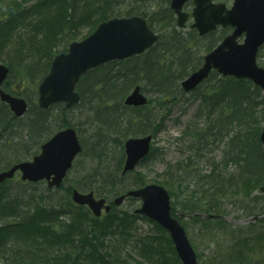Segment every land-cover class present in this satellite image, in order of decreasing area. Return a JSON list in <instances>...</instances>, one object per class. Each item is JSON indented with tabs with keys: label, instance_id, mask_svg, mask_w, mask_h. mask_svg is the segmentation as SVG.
Masks as SVG:
<instances>
[{
	"label": "trees",
	"instance_id": "obj_1",
	"mask_svg": "<svg viewBox=\"0 0 264 264\" xmlns=\"http://www.w3.org/2000/svg\"><path fill=\"white\" fill-rule=\"evenodd\" d=\"M147 1L154 2V9L151 7L152 10L141 12L133 6L122 13L125 16L141 14L145 17L150 27L159 33L158 41L143 54L111 61L89 70L78 84L81 100L72 108L58 103L44 110L36 102L37 87L48 73L54 56L43 68L38 63L32 64L31 59L21 60L26 63L18 66L11 61L6 63L10 73L4 88L25 97L29 109L25 116L16 117L0 99V171L17 161L31 159L40 152L46 140L67 126L77 128L83 146L60 187L50 188L43 181H22L19 176L0 184V208L9 209L11 213L7 217L13 219L5 217L8 222L4 221L0 225V236L6 239L25 237L23 242L35 244L31 249L24 245L21 248L37 256L38 262L21 264H77L78 260H88L92 264H131L111 260L101 250V246H104V237L110 235L108 233L119 231L120 234H126L132 223L143 215L136 213L135 209L131 213L113 205L110 213L94 216L88 207L72 200V190L95 191L98 196H105L113 202L128 190L149 183L143 171L136 169L123 174L126 139L148 134L157 139L159 133L165 130V119L183 100L185 91L181 88L182 80L198 69L204 55L231 32V28L226 27L201 36L190 26L179 28L170 0ZM122 3V0H88L89 12L76 19L73 12H69L74 7L72 1L34 0L18 6L19 0H0V31L15 23L31 26L29 31L37 33L36 23L42 27L49 26L47 21L39 23L40 19L61 13L62 18L55 20L59 27L57 42L66 37L71 42L78 39L74 28L88 24V33L82 36L85 38L101 21L112 16L109 11L116 10ZM128 11L134 12L128 14ZM263 50L264 45L258 56ZM0 59L3 61L2 57ZM24 83L25 87L19 89ZM138 85L148 96V103L137 107L126 105L125 98ZM190 94H195L196 99L200 100L197 117L205 116V122L199 126L196 121H191L179 135L180 140L189 138L185 151L181 150L186 160L180 158L174 167L168 166V176L164 182L152 180L173 189L174 216L179 209L183 215L191 216L192 221L214 222L220 216L226 197L240 192L245 198L250 197V202H255L259 195L252 196L253 191L260 192L264 187V146L261 142L264 93L249 79L223 77L212 72ZM75 111L78 112L77 118L73 115ZM74 118L77 120L73 121ZM155 140L149 155L138 168H148L164 155L163 149L155 147ZM222 143L226 144L227 149L221 163L217 162L210 170H201L199 163L206 154L204 152ZM13 154L14 158L10 157ZM188 175L190 178H187ZM185 179L186 184H183ZM42 185H45L46 195L40 196L36 203L49 206L37 211L34 214L36 222L27 227L25 219L29 213L19 209V191L23 188L36 189ZM60 196L65 199L67 208L56 201ZM130 200L137 199H126ZM263 208L257 213L260 214ZM203 215L209 216L202 219ZM66 217L70 222L65 224L62 218ZM85 220L88 224L83 228ZM149 221L167 237L168 232L162 226L153 220ZM88 228L89 232H85ZM92 231L99 233L96 242L88 237ZM167 238L166 243L172 245L170 238ZM150 241L156 242L158 239L155 236L143 239L140 256L161 261L164 258L167 261L165 253L162 256L155 253L158 250ZM247 241L238 244L233 252L235 258H229L226 264H264V246L258 247L259 244L253 238ZM78 242L82 245L75 247L74 244ZM37 246L41 249H36ZM88 246H93L98 252L87 250ZM172 252L175 255L174 249ZM248 256L252 261H247ZM0 264L7 263L0 257ZM134 264L142 263L137 261Z\"/></svg>",
	"mask_w": 264,
	"mask_h": 264
},
{
	"label": "water",
	"instance_id": "obj_2",
	"mask_svg": "<svg viewBox=\"0 0 264 264\" xmlns=\"http://www.w3.org/2000/svg\"><path fill=\"white\" fill-rule=\"evenodd\" d=\"M188 1L171 0L170 6L177 16L179 27H185L190 18V13L184 10ZM193 3L191 26L200 35L219 26H230L233 30L204 56L202 66L182 81L183 89L186 92L192 91L212 71H216L224 77L252 80L264 91V67L257 63L259 49L264 45V0H233L231 7L214 0H193ZM158 39L159 34L140 15L112 17L100 22L88 36L72 41L68 51L54 57L49 72L38 87L39 106L48 109L53 104L63 102L67 108H71L80 101L77 85L89 70L111 61L142 54ZM8 75L9 68L0 62V85H3ZM0 98L17 117L26 113L27 101L1 86ZM147 102L148 98L141 85L132 89L125 99V103L130 106H142ZM152 141V135L126 139L123 174L133 171L149 154ZM261 141L264 145V129ZM81 151L82 145L76 128L66 127L43 143L40 152L32 160L16 163L1 171L0 183L19 172L22 180H47L50 187H59ZM126 197L139 199L141 206L136 212L146 215L169 231L183 264H199L184 226L171 213V196L164 186L149 183L132 189L117 197L115 204L120 205ZM73 200L78 204L88 205L97 216L102 214L103 208L106 212L112 208L105 198L97 199L93 192L82 193L74 189Z\"/></svg>",
	"mask_w": 264,
	"mask_h": 264
},
{
	"label": "rangeland",
	"instance_id": "obj_3",
	"mask_svg": "<svg viewBox=\"0 0 264 264\" xmlns=\"http://www.w3.org/2000/svg\"><path fill=\"white\" fill-rule=\"evenodd\" d=\"M32 1L34 0H19L18 6H23ZM68 1H72L74 3V7H72V10L69 12H73V17L76 19L83 17L84 14L89 12L90 6L88 5V0ZM122 1L123 3L118 5L116 10L109 11V14H112L110 18H112L115 14V17H128L122 12L127 11L133 6L141 12L152 10V8L154 9V2L151 1ZM215 1L225 2L229 6L233 2V0ZM192 7L193 4L189 1L186 4L185 9L186 11L191 12ZM130 12L134 11H128V14ZM15 13L16 9L14 10V14ZM58 18H62L61 13L57 16H48L44 20L40 19L39 23L47 21L49 26L42 27L36 23L35 26L37 28V33L29 31L31 26L26 27L24 24L15 25V23L11 24L12 27L0 31V57H2L5 64L10 63L11 61L13 65L18 66L26 63L21 60L31 59L32 64L38 63L39 66L43 68L51 57L55 56L59 52L67 51L70 43V40L67 37L57 42L59 27L57 25V21L55 20ZM191 22L192 20H190V23ZM87 26L89 25L85 24L74 28L78 37L77 40H81L82 36L88 33V29L86 28ZM25 33H27V35H25ZM0 61L2 60L0 59ZM258 63L260 66L264 67V50L261 51V56L258 57ZM25 84L26 83L20 85L19 89L25 87ZM199 108L200 100L196 99L195 94L193 95L190 94V92H185L183 100H181L171 110V114L165 119V130L159 133L156 140L154 139L155 147L157 146L160 147L159 149H163L164 155L160 159L153 161L154 163L148 168H137V170L143 171L144 174H146L149 183H159L153 182L152 179H159L160 181L162 180L161 182H164L168 176L166 174L168 166L174 167L176 162H179L181 159L184 161L186 160V157L183 158L181 150L183 149L185 151L189 138H183L180 140L178 137L191 121H196L199 126L205 122V116L197 117ZM73 115L77 118L78 112L75 111ZM76 118H74L73 121H76ZM21 133L23 132L21 131ZM210 149L212 150L204 152L206 154L199 163V168H202L201 170H210L217 162L221 163L225 154V149L227 148L226 144L222 143L219 147H215L213 145ZM13 156H15V154L10 157L14 158ZM224 162L225 161L222 163ZM187 178H190V175H188ZM150 180L152 181L150 182ZM186 180L187 179H185V181L183 180V184H186ZM159 184L164 185L162 183ZM164 187L172 193L173 189L170 186L164 185ZM44 188L45 185L39 186L40 196L46 195ZM254 195H259V198H257L255 202H250V197L245 198L240 192L238 194L237 192H234L233 195L226 197L224 200V207L219 213L220 216L214 222H204L203 220L192 221L190 219L191 216L188 214L183 215L178 209L175 216L180 220L181 224L186 229L187 235L197 254L200 264H225V260H227L229 256L235 252L238 248V244L247 241V239L253 238L259 244L258 247L264 246V220L261 221V219H264V208L260 214H255V216L251 217L249 216V211L255 209V212H259V209L264 207V192L254 190L252 196ZM40 196L34 202L31 200L28 204H25L26 206L24 205L25 209L28 210L26 213H29V208L32 209L35 205H37L36 202L40 200ZM182 198L183 197H181V199ZM56 201L61 203V205H66L65 199L62 198V196H60ZM174 201L175 197H172V204ZM140 205L139 201L130 200L125 201L120 206V209L132 213V210L140 207ZM142 217L143 216H140V218L136 219L132 223V226L127 229V233H123L124 235L120 234L119 231H116L114 234L112 232L108 233L110 235L104 237V246H101V250L105 252L107 256L109 255L111 260L128 262L131 264H134L137 261L142 264H182L178 255L176 253L174 255L172 252L173 249L176 252L172 241V245L166 243V239H168L167 237L170 238L169 233L166 237V234L159 232L149 219H144ZM7 218L9 220H13L12 218ZM203 218L205 217H202V219ZM2 220L7 221L6 218H3ZM2 220H0V224L3 222ZM21 220L23 221V219ZM62 221L66 224L67 222H70V219L66 217V219L62 218ZM25 222L27 223V227L33 225L31 222ZM205 224L209 226L207 227ZM114 226L116 227V224ZM154 236L158 239V241H150V243H152L156 247V250H158L155 252L157 255L162 256V254L165 253V256L168 258L167 261L163 258L165 262L161 261L162 259L158 260L157 258L148 256L145 259L140 256V247L143 239L152 238ZM123 238H125L126 241L123 242ZM25 239V237L20 239H6L0 236V257L3 261L7 264H21L22 262L31 263L32 261H34L33 263L38 262L37 256L31 252L26 253L21 248V243ZM162 239H164V241H160ZM247 242H249V240ZM77 264L92 263L88 260H78Z\"/></svg>",
	"mask_w": 264,
	"mask_h": 264
},
{
	"label": "bare ground",
	"instance_id": "obj_4",
	"mask_svg": "<svg viewBox=\"0 0 264 264\" xmlns=\"http://www.w3.org/2000/svg\"><path fill=\"white\" fill-rule=\"evenodd\" d=\"M195 71V70H194ZM194 71H192L191 73H193ZM190 73V74H191ZM189 74V75H190ZM188 75V76H189ZM188 76H186L183 80H185ZM182 80V81H183ZM205 81V80H204ZM203 81V82H204ZM203 82H201L200 83V85L203 83ZM182 83V82H181ZM144 92V91H143ZM76 128V127H75ZM76 130H77V128H76ZM78 131V130H77ZM130 137H140V136H130ZM1 162H0V166H1ZM147 184H149V183H147ZM20 193H21V197H19V199H21V201H20V205H19V209L22 211V212H24V213H26L28 210L27 209H25V204H28V202L29 201H31V200H33V202L35 201V200H37V198L40 196V191H39V188H27V189H21V191H19ZM13 196L15 197L16 196V194H13ZM30 196V197H29ZM101 197H103V198H106L105 196H101ZM106 199H108V198H106ZM25 205V206H24ZM51 205V204H50ZM29 206V205H28ZM49 206V205H48ZM48 206H44V205H35V207L34 208H29V214H28V217L25 219L27 222H31V223H34V222H36L35 220H34V214L37 212V211H40V209H42V208H47ZM63 206V208H67L68 206L67 205H62ZM10 213H11V211L9 210V209H7V208H4V209H2V208H0V220H2L1 218H5V217H7V216H10ZM249 216L251 217V216H255V214H258L257 212H255V209H253L252 211H249ZM206 216H209V215H203V217H206ZM211 217H212V215H210ZM3 222L2 223H4V220H2ZM87 220H85L84 222H85V224H83V228L85 227V225H87L88 223L86 222ZM5 222H8V221H5ZM83 222V223H84ZM2 223L0 224V225H2ZM89 228L88 229H86L85 230V232H89ZM99 235V233H96V232H91V233H89V236L88 237H91V238H93V240H94V242H96V236H98ZM21 245H24V246H27L28 248H32V247H34L35 246V244L34 245H32V244H28V243H25V242H22L21 243ZM80 245H82L81 244V242H78V243H75L74 244V246L75 247H80ZM45 246V243H44V245H43V247ZM36 249H38L39 248V250L41 249L40 247H35ZM87 250H89V251H94V252H98V250L96 249V248H94L93 246H88L87 247ZM229 258H235V253H232L230 256H229ZM229 258L227 259V260H225V264L227 263V262H229ZM247 261H252L251 260V257L250 256H248V258H247Z\"/></svg>",
	"mask_w": 264,
	"mask_h": 264
}]
</instances>
